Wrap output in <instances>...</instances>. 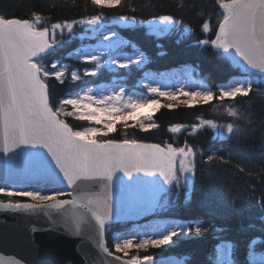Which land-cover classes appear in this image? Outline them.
I'll use <instances>...</instances> for the list:
<instances>
[{"label":"snow or ice","instance_id":"1","mask_svg":"<svg viewBox=\"0 0 264 264\" xmlns=\"http://www.w3.org/2000/svg\"><path fill=\"white\" fill-rule=\"evenodd\" d=\"M91 4L101 9L113 8L121 0H91ZM216 4L221 10L217 23L213 27L210 17L203 21L201 29L210 38L198 43L217 49L221 58H231L246 74L227 87L221 86L218 96L211 89L188 91L183 85L162 86L152 79V73L145 72L143 87L151 96L134 97L123 85H114L98 94L87 88L54 99L49 80L63 84L69 72L66 65L58 62L50 67L44 63L62 43L56 38L57 32L72 33L78 24L99 31L94 48L74 54L90 67L82 75L72 70V81L99 78L103 69L118 76L130 75L134 67L145 64V58L142 54H123L128 42L120 39L115 30L104 28L106 17L102 12L78 20L58 21L50 27L41 26L44 21L35 11L28 18L0 14V153L6 165L2 177L6 182L0 184V193L9 198L7 202L0 201V210H59L79 204L87 219L81 215L75 228L65 221L63 230L80 237L79 221L86 223L96 233L99 249L112 258L109 264H157L152 255H140L141 250L171 246L174 238L190 235L191 225L185 232V225L152 218L161 215L165 207L161 203L165 186L180 188L181 181L188 179L186 174L195 173L196 150L187 144L177 148L171 143L109 137L118 131L119 124L129 127V121L132 127L144 132L155 129L152 113L161 104L153 97L167 98L163 107L173 109L178 104L248 97L253 91V81L247 78L251 75L264 82V0H216ZM119 19L124 21L128 17ZM157 19L161 22V26L154 28L157 32L167 31L169 24L178 23L172 15L153 17ZM160 76L174 78L176 74L160 73ZM143 105L153 107L149 113L140 114L138 109ZM229 114L236 113L229 109ZM68 118L87 122L89 126H73ZM203 125L217 127L212 120H206L192 128L196 130ZM182 127L177 124L170 131L177 133ZM226 131L247 134V130L234 128L231 123ZM212 159L213 156H208L209 161ZM138 173L153 179L146 180ZM7 181L52 187L14 192V184ZM13 196L27 197L32 202L14 201ZM65 196L71 199L62 198ZM187 198H191L190 192ZM141 220L146 223H140ZM116 223H132L140 230L116 235L112 251L106 244V235ZM194 230L197 234L204 231L200 226ZM255 243L254 239L252 244ZM133 250L136 254H132ZM82 264H86V258ZM218 264L232 262L219 260ZM250 264H264V254L256 259L250 253Z\"/></svg>","mask_w":264,"mask_h":264},{"label":"trees","instance_id":"2","mask_svg":"<svg viewBox=\"0 0 264 264\" xmlns=\"http://www.w3.org/2000/svg\"><path fill=\"white\" fill-rule=\"evenodd\" d=\"M33 11L41 14L42 27L102 12L106 17L104 28L115 30L128 42L123 51L138 50L145 58V64L134 67L130 75L118 76L103 69L99 78L85 77L82 81H72V70L82 75L90 65L69 57L68 53L84 41L78 36L80 32L93 29L78 24L72 33L66 30L62 34L57 32L56 38L62 43L55 49V54L44 61L49 67L59 62L69 69L63 84L49 80L53 97L57 100L74 89L108 84L113 80L127 91H145L139 84L145 72L157 74L181 66L190 67L199 76L202 90L211 89L218 96L220 85L240 73L228 58L218 55L217 49L198 43L210 38L201 29L203 21L210 17L213 27L217 23L221 10L216 0H121L116 7L102 9L93 6L91 0H0V14L28 18ZM160 15H172L178 23L170 24L168 31L159 33L152 28L151 19ZM121 16L128 19L121 21ZM153 98L161 104L152 113L151 122L157 125L155 129L144 132L132 127L129 121V127L119 124L118 131L109 138L137 139L162 145L171 143L177 148L187 144L196 150L195 173L182 180L180 188L165 186L161 199L165 207L161 215L152 218L185 225V232L191 225L193 231L190 235L174 238L175 243L171 246L141 250L139 254L154 258L173 254L183 258V264H218L219 260L250 264V253L259 259L264 254V88L261 83L253 82V91L248 97L226 98L231 105L238 106L250 121L247 134L240 135L227 133L226 126L231 123L236 128V123L229 113L212 105L219 99L204 104H178L168 109L163 107L168 103L167 98ZM152 107L148 110L140 108L138 112L149 113ZM206 120H212L217 127L203 125L193 130L192 125ZM68 121L76 127L87 125V122L74 118H68ZM177 124L183 126L181 130L171 132V126ZM210 155L213 156L211 161L208 160ZM189 192L190 199L187 198ZM0 198L9 199L4 194H0ZM12 199L30 200L20 196ZM196 226L204 231L197 234ZM125 228L127 226L116 223L107 233L106 244L112 251H115L111 247L113 235ZM254 239L256 243L252 244ZM132 254H136L134 250Z\"/></svg>","mask_w":264,"mask_h":264},{"label":"water","instance_id":"3","mask_svg":"<svg viewBox=\"0 0 264 264\" xmlns=\"http://www.w3.org/2000/svg\"><path fill=\"white\" fill-rule=\"evenodd\" d=\"M153 21L161 26L158 19ZM5 170V159L0 153V183L6 182L2 179ZM136 175L146 180L153 179L145 177L144 173ZM7 183H13L14 187L21 189L42 185L13 181ZM81 215L87 219L85 210L79 204L59 210H0V264H82L83 258H86V264H109L112 258L99 249L96 233L86 223L79 221L80 237L70 236L63 230L65 221L75 228ZM154 259L157 264L184 263L182 258L173 254Z\"/></svg>","mask_w":264,"mask_h":264},{"label":"rangeland","instance_id":"4","mask_svg":"<svg viewBox=\"0 0 264 264\" xmlns=\"http://www.w3.org/2000/svg\"><path fill=\"white\" fill-rule=\"evenodd\" d=\"M152 28H153V26H152ZM92 29H90V30H92ZM104 34H107L106 31L104 32ZM79 36L82 39H85V40L83 41V44L80 45V47H78L77 49L69 52L70 57H72L74 59H76L74 54L77 53L79 50H81V49H92V48H94L97 45V43H98L97 37L99 36V32H97V31L85 32V33H81ZM119 38L122 39V40H125L121 36H119ZM100 51H103V50L100 49ZM123 54L124 55L137 54L138 55V54H142V53L139 52V51L134 50L131 53L123 52ZM76 60H78V59H76ZM78 61L81 62V60H78ZM59 64L60 65H64V63H59ZM241 71L243 72L242 69H241ZM162 73H166V74L175 73L176 74V76L174 78H170L168 76L161 77L160 74H158V75L157 74H153L152 75V79L155 82L161 84L162 86H167V87H171V88H177V87H180L181 85H183L185 90H188V91H194L197 88L201 89L199 77H197V75H194L193 72L191 71V69L188 68V67H180V68L168 70V71H165V72H162ZM244 75H246V74L244 73V74H241L240 76L232 78L227 83L222 84L221 86L227 87L229 84L234 83L235 80L240 79L241 76H244ZM247 78L248 79H252L254 81V83H259L258 82L259 77L256 76V75H251V76H248ZM142 79H141L140 84L143 86ZM260 83H261L262 87L264 88V82H260ZM114 85H119V84H115V83H108V84L101 83V84L96 85V86H94V85L83 86L81 88L72 90V92H69L66 96L74 95L76 93H80L82 91V89H87V88H92L94 90V92L98 94L99 91H101V90H105L106 91L107 89L113 87ZM128 93L133 95L134 97H138V98L139 97H143L145 95L149 96V94L147 93V90L143 93V92H140L137 89H130L128 91ZM66 96H64L62 98H65ZM212 105L215 106V108H217L218 110L223 111V112H227V113H229V109L233 110L236 114L235 115H231V116L235 120L236 128H241V129L248 130V127L250 125L249 124L250 121L246 118V116L244 115V112L238 106L231 105L230 102L226 100V98H225L224 101L217 100V101L213 102ZM150 106L151 105H143L140 108H144L145 110H148L147 107H150ZM85 126H89L88 123ZM190 174L191 173H187L186 175L190 176ZM0 184H2V183H0ZM32 188H46V187L33 186V187L26 188L25 190H31ZM13 191L14 192H18V191H22V190H18L15 187H13ZM0 194H3V193H0ZM163 220L172 221V220H167V219H163ZM134 230H140V229H136L135 227L133 228V226H132V228H130L128 231H134ZM118 234H121V233H116V234L113 235V243L115 242L114 241V237L116 235H118Z\"/></svg>","mask_w":264,"mask_h":264}]
</instances>
